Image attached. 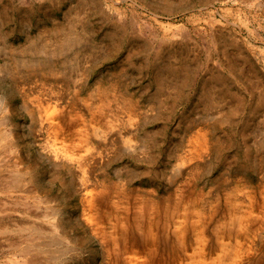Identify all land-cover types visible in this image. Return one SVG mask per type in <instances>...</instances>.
Here are the masks:
<instances>
[{"label": "rangeland", "instance_id": "1", "mask_svg": "<svg viewBox=\"0 0 264 264\" xmlns=\"http://www.w3.org/2000/svg\"><path fill=\"white\" fill-rule=\"evenodd\" d=\"M163 237L264 264V0H0V264H158Z\"/></svg>", "mask_w": 264, "mask_h": 264}, {"label": "bare ground", "instance_id": "2", "mask_svg": "<svg viewBox=\"0 0 264 264\" xmlns=\"http://www.w3.org/2000/svg\"><path fill=\"white\" fill-rule=\"evenodd\" d=\"M164 212V223L167 224H173L174 223V216L172 215L174 210H167ZM152 218L147 222L148 224H146V235L150 236V238H153L151 233H153V228H157L159 226L158 220H154V215H151ZM148 238V237H145ZM154 243V242H153ZM149 253H151V251H149ZM162 261L159 262L158 264H172L176 261V240L175 242H170L166 237H163V248H162ZM167 258V260H166Z\"/></svg>", "mask_w": 264, "mask_h": 264}]
</instances>
